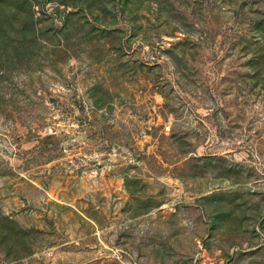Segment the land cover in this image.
<instances>
[{"label": "rangeland", "instance_id": "1", "mask_svg": "<svg viewBox=\"0 0 264 264\" xmlns=\"http://www.w3.org/2000/svg\"><path fill=\"white\" fill-rule=\"evenodd\" d=\"M0 264H264V0H0Z\"/></svg>", "mask_w": 264, "mask_h": 264}]
</instances>
